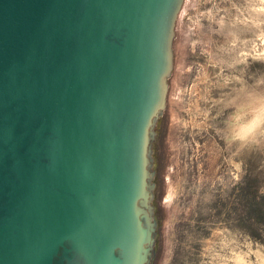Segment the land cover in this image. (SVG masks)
Segmentation results:
<instances>
[{"label": "water", "instance_id": "obj_1", "mask_svg": "<svg viewBox=\"0 0 264 264\" xmlns=\"http://www.w3.org/2000/svg\"><path fill=\"white\" fill-rule=\"evenodd\" d=\"M183 3L0 0V264H151Z\"/></svg>", "mask_w": 264, "mask_h": 264}, {"label": "rangeland", "instance_id": "obj_2", "mask_svg": "<svg viewBox=\"0 0 264 264\" xmlns=\"http://www.w3.org/2000/svg\"><path fill=\"white\" fill-rule=\"evenodd\" d=\"M173 48L151 264H264L236 196L248 182L264 207V0H184Z\"/></svg>", "mask_w": 264, "mask_h": 264}, {"label": "trees", "instance_id": "obj_3", "mask_svg": "<svg viewBox=\"0 0 264 264\" xmlns=\"http://www.w3.org/2000/svg\"><path fill=\"white\" fill-rule=\"evenodd\" d=\"M160 165V159L157 156V167ZM158 175V173H157ZM156 175V178L158 177ZM236 196L239 199L245 217L255 227L258 226L260 234L264 232V207L260 199L256 198L255 192L251 190V185L248 182L241 181L238 185ZM250 224V225H251ZM259 241L264 245V238H259Z\"/></svg>", "mask_w": 264, "mask_h": 264}]
</instances>
